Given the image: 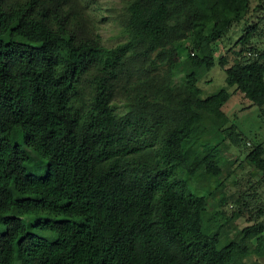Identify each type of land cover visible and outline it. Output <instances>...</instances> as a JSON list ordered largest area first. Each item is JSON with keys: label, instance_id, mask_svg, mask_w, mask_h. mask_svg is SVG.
Returning a JSON list of instances; mask_svg holds the SVG:
<instances>
[{"label": "trees", "instance_id": "obj_1", "mask_svg": "<svg viewBox=\"0 0 264 264\" xmlns=\"http://www.w3.org/2000/svg\"><path fill=\"white\" fill-rule=\"evenodd\" d=\"M262 9L264 0H127L116 19L128 39L109 46L84 0H0V264H241L264 254V219L231 236L221 229L229 212L209 210L229 172L219 146L204 143L221 130L248 147L235 122L213 121L229 87L264 114V51L253 42ZM236 24L247 26L244 53L217 59L214 44ZM199 29L210 30L206 44ZM218 63L228 86L204 96L202 72ZM245 158L264 173L263 143Z\"/></svg>", "mask_w": 264, "mask_h": 264}, {"label": "rangeland", "instance_id": "obj_2", "mask_svg": "<svg viewBox=\"0 0 264 264\" xmlns=\"http://www.w3.org/2000/svg\"><path fill=\"white\" fill-rule=\"evenodd\" d=\"M84 3L94 20L96 30L102 35L107 45L114 46L128 39L124 26L116 19L125 10L127 0H84ZM262 13L264 14V9ZM260 25L261 30L255 34L253 42H257L256 46L264 51V20ZM246 29V25L236 24L230 36L214 44L216 58L219 59L226 54L228 63H233L242 52L244 53L242 47L247 46L243 45L240 37ZM195 37L201 44H206L210 40V30L199 29ZM174 56L178 60V56L176 54ZM221 67L218 63L211 69L203 70L200 86L203 88L204 96L228 86L225 70ZM229 89L233 94L223 107L225 116L222 119H213V121L216 126L220 127L235 122L241 136L246 138L248 147L244 149L236 147L224 138L221 130L208 133L204 138V143L210 147L219 146L224 168L229 172L224 184L218 187L216 198L213 195L209 197L208 206L212 212L218 209H225L229 212L221 220V229L224 234L233 236L245 226L264 219V214L258 215L256 212L257 208L264 207V173L250 165L245 158L251 147L258 143L264 144V114L257 105L249 106L250 101L241 91H235L234 87H229ZM115 103L120 113L126 111L127 103L121 92L116 95ZM65 124L66 131H69L71 120L66 119ZM223 198L226 199L224 204L220 202ZM26 219L30 225L36 217L28 215ZM257 243L256 248L264 249V240L257 241ZM241 264H264V254L254 252L243 259Z\"/></svg>", "mask_w": 264, "mask_h": 264}]
</instances>
